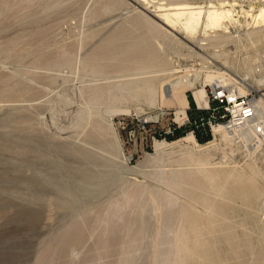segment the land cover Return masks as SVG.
I'll use <instances>...</instances> for the list:
<instances>
[{
  "label": "rangeland",
  "instance_id": "rangeland-1",
  "mask_svg": "<svg viewBox=\"0 0 264 264\" xmlns=\"http://www.w3.org/2000/svg\"><path fill=\"white\" fill-rule=\"evenodd\" d=\"M179 2L236 22L183 37ZM263 4L0 0V264H264V140L177 117L219 69L264 92Z\"/></svg>",
  "mask_w": 264,
  "mask_h": 264
},
{
  "label": "bare ground",
  "instance_id": "bare-ground-1",
  "mask_svg": "<svg viewBox=\"0 0 264 264\" xmlns=\"http://www.w3.org/2000/svg\"><path fill=\"white\" fill-rule=\"evenodd\" d=\"M251 9L247 11L245 10L244 16L251 18L252 24L254 23L257 26H264V4L262 6H258L254 11H252L253 9L252 10ZM151 11H153V13L161 20V22H163L165 25L169 26L173 30H175L174 25L179 26L178 32L182 33L183 37H185L184 34L190 35L195 33L199 28L220 29L223 31H227L228 25L234 24L236 22V16L234 14L235 12L233 8L232 7L227 8L226 4L221 2L220 4L218 3V5L208 4L207 6H203L195 3L179 2L168 5H159L156 7V9H151ZM224 73H227L230 78H233L237 82H239V84L243 88H246L248 90L251 89V86L248 83H246L245 80L247 75H244L239 79H236V77L238 78L236 73L227 69L225 70L219 69L216 71V74H214L213 72L208 73L205 75V79L207 80V82L211 83L212 81H215L217 78L222 77ZM255 80L257 82L264 83V77L255 78ZM205 91L206 90L204 87H199L193 90L192 92L193 98L196 102H198V104H206ZM254 102L256 107H258L259 112L264 113V92L261 93L259 97H256L254 99ZM188 105H189L188 97L186 96V94L183 93L180 96V106L177 110L178 118H181L183 116L185 117L186 115L185 110L188 107ZM224 134H228L230 138L234 141L232 135L230 134V131L225 129L221 124H218L214 127L213 140L224 137ZM242 135L244 137H248V135L243 132ZM184 138L191 141H195V137L192 133H188L187 136H185ZM247 142L248 140H246V143ZM155 143L157 146V145H161L164 142L163 140H156Z\"/></svg>",
  "mask_w": 264,
  "mask_h": 264
},
{
  "label": "built area",
  "instance_id": "built-area-1",
  "mask_svg": "<svg viewBox=\"0 0 264 264\" xmlns=\"http://www.w3.org/2000/svg\"><path fill=\"white\" fill-rule=\"evenodd\" d=\"M205 90L206 104L193 100V106L189 104L185 110L184 120L193 124L191 132L195 133V129L200 127L205 132H213L214 127L221 124L236 134L240 141L258 144L264 140V113H260L255 105L254 99L259 95L256 89L243 88L224 73L208 83ZM242 132L248 137H244Z\"/></svg>",
  "mask_w": 264,
  "mask_h": 264
},
{
  "label": "trees",
  "instance_id": "trees-1",
  "mask_svg": "<svg viewBox=\"0 0 264 264\" xmlns=\"http://www.w3.org/2000/svg\"><path fill=\"white\" fill-rule=\"evenodd\" d=\"M189 100V99H188ZM193 102V99L191 98V102L189 103H192ZM191 106V105H190ZM192 106H193V103H192ZM188 125V123H185L184 126ZM191 126L193 127V124L191 123ZM176 127V126H174ZM180 127V126H179ZM195 135H196V138L198 139H202V138H206L207 136H209V132L208 131H204L203 128H198V129H195ZM208 138V137H207Z\"/></svg>",
  "mask_w": 264,
  "mask_h": 264
}]
</instances>
